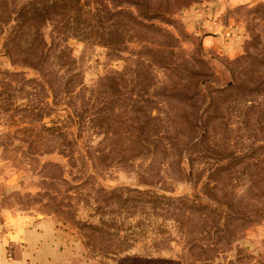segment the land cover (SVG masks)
I'll return each instance as SVG.
<instances>
[{
	"label": "rangeland",
	"instance_id": "obj_1",
	"mask_svg": "<svg viewBox=\"0 0 264 264\" xmlns=\"http://www.w3.org/2000/svg\"><path fill=\"white\" fill-rule=\"evenodd\" d=\"M6 6L51 21L0 17V264H264V0Z\"/></svg>",
	"mask_w": 264,
	"mask_h": 264
},
{
	"label": "trees",
	"instance_id": "obj_2",
	"mask_svg": "<svg viewBox=\"0 0 264 264\" xmlns=\"http://www.w3.org/2000/svg\"><path fill=\"white\" fill-rule=\"evenodd\" d=\"M0 17L6 16L9 19V22H3L1 21L0 18V23L3 22V26H5L3 33L4 37L6 40V43L8 42V45H6V50L8 52L11 51L9 48V45H15V40L19 39V41H22L26 46L30 47L31 50H34L38 52L40 50V43H38V37L41 36V42L44 44L46 47V40H45V34L42 33V29L47 27L46 23H49L51 20L46 19L45 24L44 22H38L36 16L38 14V11L36 8H31L30 6H25L23 8L19 6H14V7H9L6 6V8L2 9L0 8ZM60 35H65V32H56ZM11 53V52H10ZM42 53V50H41ZM33 68V67H32ZM36 69V68H33ZM100 120L97 118H90L85 121H81V123H77V125L82 127H90V129H93L94 132L97 133V130L99 129H111V124L107 123L105 124L106 127L100 126L99 123ZM57 139H62L64 143L66 144L64 146V149L62 150L61 144L56 147L55 149L59 151V155L62 156L65 159H68V162L70 164L78 166L80 163L87 161H92L91 158L88 156V150H92L90 146L88 147L87 150L80 149L77 144V142L74 139H70L68 135L62 134V132L56 133L53 135ZM110 138V136L108 135ZM108 138V139H109ZM111 139V138H110ZM80 149L79 151L77 150L78 148ZM95 155H99V152L101 150H93ZM85 152V153H84ZM97 159V157H95ZM95 161V160H94ZM97 161V160H96ZM112 161H116L112 159ZM55 166H59L58 164H55Z\"/></svg>",
	"mask_w": 264,
	"mask_h": 264
},
{
	"label": "crops",
	"instance_id": "obj_3",
	"mask_svg": "<svg viewBox=\"0 0 264 264\" xmlns=\"http://www.w3.org/2000/svg\"><path fill=\"white\" fill-rule=\"evenodd\" d=\"M203 10H205V11L203 12ZM203 10H200V11H202V13H204L207 16L210 15L209 16V20L206 23L212 24V26H208V25L206 26V33H205L206 37H205L204 43L208 44V45H214L217 42V40L218 41L220 40V38L219 39H217V38L214 39L212 36H207V35H209L208 33H212L209 30L212 31L213 29H215V27L213 26V25H215L214 21H217V19H219L218 17L220 16V14L217 15V12L216 13L213 12L212 14H210L211 13L210 9H209V13L207 12L208 9L206 10L204 8ZM204 25H205V23H204Z\"/></svg>",
	"mask_w": 264,
	"mask_h": 264
},
{
	"label": "built area",
	"instance_id": "obj_4",
	"mask_svg": "<svg viewBox=\"0 0 264 264\" xmlns=\"http://www.w3.org/2000/svg\"><path fill=\"white\" fill-rule=\"evenodd\" d=\"M200 10H203V9L199 8L196 13H200Z\"/></svg>",
	"mask_w": 264,
	"mask_h": 264
}]
</instances>
